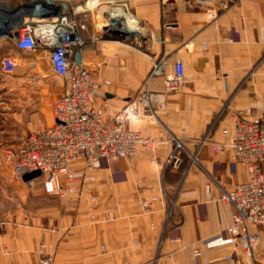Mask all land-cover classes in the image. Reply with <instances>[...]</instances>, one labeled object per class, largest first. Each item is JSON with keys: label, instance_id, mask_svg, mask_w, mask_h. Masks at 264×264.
<instances>
[{"label": "crops", "instance_id": "0c3cea01", "mask_svg": "<svg viewBox=\"0 0 264 264\" xmlns=\"http://www.w3.org/2000/svg\"><path fill=\"white\" fill-rule=\"evenodd\" d=\"M45 1L0 0V45L14 43L23 20L43 15ZM68 2L85 25L80 30L84 38L80 62L102 85L104 96L95 103L106 102L105 119L141 89L154 59L165 58L167 71L175 59H181L184 82L178 91L168 92L161 77H155L149 85L158 94L155 116L144 113L127 121L128 128L157 140L155 151L140 146L129 159L103 158L92 171L94 179L87 181L97 196L94 206L111 210L117 205L118 217L80 227L87 214L56 213L58 225L72 230L71 240L65 243L78 242L81 252H87L85 264H233L240 260L241 247L228 231L233 206L220 193L247 178L245 165L232 160L229 149L213 152L209 141H228L222 127L231 129L238 113L249 109L252 117L264 106V0ZM9 54L16 59L13 75L21 81H27L28 75L35 77L33 84L19 85L20 92L32 93L33 102L18 111L12 128L0 129V138L16 147L28 132L53 123L52 103L63 85L49 80L58 75L48 48H12ZM104 80L109 83L103 84ZM0 88L5 103L13 102L14 85ZM46 99L52 100L49 109ZM205 137L207 141L199 145ZM175 138L186 148L183 155H195L186 167L164 166ZM75 166L81 169V160ZM10 171L0 167L1 187L7 188L4 177ZM144 199L150 203L145 209ZM12 200L13 195L10 199L0 194V204ZM251 229L258 234L254 256L257 264H264V227ZM52 235L44 228L7 227L0 235V264L32 262L34 243ZM61 263L59 258L54 262Z\"/></svg>", "mask_w": 264, "mask_h": 264}, {"label": "built area", "instance_id": "2783aa9c", "mask_svg": "<svg viewBox=\"0 0 264 264\" xmlns=\"http://www.w3.org/2000/svg\"><path fill=\"white\" fill-rule=\"evenodd\" d=\"M208 14L215 15L213 12ZM84 26L75 17L67 0L58 3L46 0L43 15H31L23 20L13 40L20 50L48 48L51 67L64 80L62 92L52 103L53 123L28 132L21 145L7 147L5 151L16 177L22 178L27 172L39 170L45 190L51 193L78 192L76 184L94 179L92 171L100 166L103 158L129 159L140 146L154 152L157 140L128 128L127 121L144 113L155 116L153 103L158 94L149 88L155 77H161L168 92L178 91L184 82L181 59L173 61L170 71L166 70L165 58L154 59L141 89L105 119L106 102L95 103L98 96H104L101 83L94 80L88 68L76 62L73 56L84 45L80 32ZM15 66L14 56H1L3 73L11 74ZM108 83V80L103 81V84ZM247 112L249 109L236 115L231 129L221 128L223 134L229 135L228 141H209L213 152L229 149L230 158L243 163L247 173L245 180L222 189L220 193V198L233 206L228 231L242 250L241 259L233 264H257L254 249L258 234L251 227H264V106L258 115L250 117ZM205 141L206 137L198 144ZM184 150L182 141L175 138L164 166L178 167ZM190 157L195 159L194 154L190 153ZM78 160H81V169L75 166ZM35 178L26 181L32 183ZM142 204L147 206L150 203L144 199ZM36 264H49V261L43 257Z\"/></svg>", "mask_w": 264, "mask_h": 264}, {"label": "rangeland", "instance_id": "374dc122", "mask_svg": "<svg viewBox=\"0 0 264 264\" xmlns=\"http://www.w3.org/2000/svg\"><path fill=\"white\" fill-rule=\"evenodd\" d=\"M11 48V40L7 44L0 45V56L9 54ZM50 77V81L62 82V85H64V80L60 76ZM27 78V81H21L19 77L12 73L0 75V85L9 83L15 87L13 102L9 101V104H6L5 96H0L2 97L0 98V129L8 130L12 128L15 125V115L16 117L18 116V111L33 102L34 98L31 96V92L19 91V85L23 82L32 84L35 82L34 76L28 75ZM51 101V99H46L45 106L48 109ZM7 147L11 146H9V143L6 144L4 139L0 138V167L9 168L12 171L8 175H5L4 179H7L6 183H8L7 188H5L6 186H0V194H6L10 199L13 195L12 204H0V235L6 231L7 227L22 228L29 226L31 228H44L53 235L51 238L41 236L34 243L31 250V254L34 255V260L26 264H36L43 257L48 259L49 264H54L57 258L61 260V264H85L87 252H81L77 245L78 242L76 245L73 244V246H71L72 243L70 244V242L68 244L65 243V241L71 240L72 230L69 225L66 227L58 225L56 213L59 215L73 214L76 212L84 215L87 214L88 220L84 219L80 225V227H87V224L90 223L102 224L115 220L118 217L117 205H114L111 210L94 206V203L97 201V196H95L92 186L87 184V181H80L76 184L78 192L75 191L66 194H63L61 191L56 193L47 192L44 188V178L42 175L37 176L32 183H23L21 181L22 178L16 177L13 173L11 159L5 152ZM190 153L188 152L189 155H182V162L178 167H186L188 160L193 161ZM108 160L115 161V159ZM167 167L174 166L169 164ZM149 205L144 206L142 204L144 209L148 208ZM172 206L171 202L170 207ZM84 238L85 236L80 237L81 241ZM81 245L85 250V242ZM2 248L5 251L6 245L2 244Z\"/></svg>", "mask_w": 264, "mask_h": 264}, {"label": "water", "instance_id": "95a60500", "mask_svg": "<svg viewBox=\"0 0 264 264\" xmlns=\"http://www.w3.org/2000/svg\"><path fill=\"white\" fill-rule=\"evenodd\" d=\"M117 28V27H116ZM117 29H120V30H123V29H121V28H117ZM74 60L76 61V62H80V50L78 49V50H76V52H75V55H74ZM40 175V171L39 170H33V171H30V172H27V173H25L23 176H22V179L23 180H28V179H30V178H33V177H37V176H39Z\"/></svg>", "mask_w": 264, "mask_h": 264}, {"label": "trees", "instance_id": "16d2710c", "mask_svg": "<svg viewBox=\"0 0 264 264\" xmlns=\"http://www.w3.org/2000/svg\"><path fill=\"white\" fill-rule=\"evenodd\" d=\"M12 48H15V49H16L14 43H12ZM12 48H11V49H12ZM1 129H3V128H1ZM25 138H26V135H25L24 139L22 140V142H21L20 144H18L16 147H18L19 145H21V144L24 142ZM182 155H183V154H182Z\"/></svg>", "mask_w": 264, "mask_h": 264}]
</instances>
